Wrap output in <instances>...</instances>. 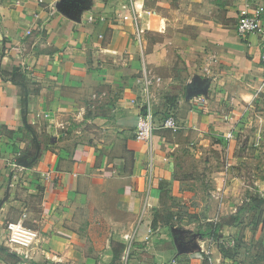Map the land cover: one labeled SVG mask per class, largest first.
I'll use <instances>...</instances> for the list:
<instances>
[{
    "label": "crops",
    "instance_id": "obj_1",
    "mask_svg": "<svg viewBox=\"0 0 264 264\" xmlns=\"http://www.w3.org/2000/svg\"><path fill=\"white\" fill-rule=\"evenodd\" d=\"M151 23L142 0H0V264H259L264 235L260 255L231 184L247 165L240 140L264 121V11L256 32L203 20L181 46L164 22L147 50ZM143 68L159 119L177 121L158 119L150 142L135 137ZM203 154L200 175L181 177ZM252 170L258 188L264 164ZM21 204L37 232L27 256L3 225Z\"/></svg>",
    "mask_w": 264,
    "mask_h": 264
},
{
    "label": "rangeland",
    "instance_id": "obj_2",
    "mask_svg": "<svg viewBox=\"0 0 264 264\" xmlns=\"http://www.w3.org/2000/svg\"><path fill=\"white\" fill-rule=\"evenodd\" d=\"M142 2L144 8L149 11L152 20L148 30H144L141 34L142 37H144V40H146L145 44L147 50H151V47L155 46L159 48V43L155 42H159V26L161 23L164 24V22L167 23L166 29H168L170 37L173 36L174 40L177 41L178 46L185 44L186 40H191L193 38L194 32L197 29L196 25L203 22V20H211L220 23H237L238 9L236 10L235 8V0H142ZM137 6L140 8L138 2ZM142 71L143 69H140L141 77H143ZM100 97L102 99L103 97H106V95L102 93V89L99 86L91 93L90 97L88 96V102H85V106L88 108L89 104L96 109L101 101ZM154 107L155 106L152 104L155 123H159V120L164 121L167 115L162 116V114L159 119V108L154 109ZM87 110L88 109H86V111ZM250 130L251 127H248V132H250ZM256 133L257 134L252 139L248 140L243 137V139L240 140L242 144L240 145L239 151L246 154L247 159L245 162H247V165L242 169L240 168L239 171L232 172V178H234V181L231 185L232 190L238 191L239 196L243 199H245L246 194L249 197L248 202L244 201L243 204H246V206H252H250L251 209L248 210V213L245 214L243 223L245 226L254 229V236L255 234H258V237L260 238L258 242L260 248L259 252H261V255L263 248V246H261L263 245L262 237L264 235V182L262 181L259 187L255 188L256 185L253 183V179L255 178H253V175H257V172L253 171L252 167L257 162L264 164V121L262 119L260 121V128L258 129V132L256 130ZM218 141L220 143L218 149H215L214 152L208 151L212 156V162L216 165L225 162L221 155L223 147L220 140ZM209 142L211 144L212 140H207V143ZM203 159L204 154L200 158L197 156L195 158L191 156L187 157L181 165L183 171L180 176L188 178L195 175V173L196 175H200V171H192V166L194 167L195 162H202ZM211 172H214V170ZM17 178L19 180L23 179L22 176ZM39 201V196L36 195L35 202L38 204L40 203ZM35 206L36 210L40 209L39 206ZM25 208H27L26 204H21L20 207L14 208L15 211L12 213L13 216L6 218L3 225L6 226L7 222L18 221L21 219L22 214L26 212ZM22 220L24 225L29 227L26 219L22 218ZM259 264H264V255L259 259Z\"/></svg>",
    "mask_w": 264,
    "mask_h": 264
},
{
    "label": "built area",
    "instance_id": "obj_3",
    "mask_svg": "<svg viewBox=\"0 0 264 264\" xmlns=\"http://www.w3.org/2000/svg\"><path fill=\"white\" fill-rule=\"evenodd\" d=\"M45 0H39V2H44ZM264 8L258 6L255 8L250 7L248 4L243 6L238 11V21L236 24V30L240 36H245L247 34L258 31V23L260 20V15L263 13ZM127 18V16H125ZM138 38V37H137ZM260 62L264 69V49L260 54ZM143 102L142 110L138 117V122L135 130V137L137 139L150 142L153 135V130L155 127V118L152 112V101L150 94V87L153 82V77L143 68ZM162 125L164 127L171 128L175 130L177 128V121L173 116H168L164 119ZM229 137L230 134H227ZM7 232V242L12 251L23 254L27 256L24 250L31 247L35 239L37 238V232L27 226L20 220L10 221L6 223ZM130 248V237L126 250L129 251ZM154 264H180L177 259L171 258L166 262H157Z\"/></svg>",
    "mask_w": 264,
    "mask_h": 264
},
{
    "label": "trees",
    "instance_id": "obj_4",
    "mask_svg": "<svg viewBox=\"0 0 264 264\" xmlns=\"http://www.w3.org/2000/svg\"><path fill=\"white\" fill-rule=\"evenodd\" d=\"M241 209H242V207L238 209V211H237V215L235 216V219H238L239 214H240V212H241Z\"/></svg>",
    "mask_w": 264,
    "mask_h": 264
}]
</instances>
